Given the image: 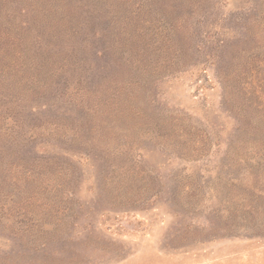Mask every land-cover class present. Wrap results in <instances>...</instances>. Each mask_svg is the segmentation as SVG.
<instances>
[{
    "label": "rangeland",
    "instance_id": "rangeland-1",
    "mask_svg": "<svg viewBox=\"0 0 264 264\" xmlns=\"http://www.w3.org/2000/svg\"><path fill=\"white\" fill-rule=\"evenodd\" d=\"M0 264H264V0H0Z\"/></svg>",
    "mask_w": 264,
    "mask_h": 264
}]
</instances>
